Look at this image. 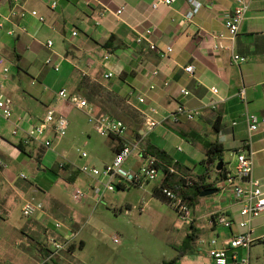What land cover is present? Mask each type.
Here are the masks:
<instances>
[{
  "label": "crops",
  "instance_id": "0c3cea01",
  "mask_svg": "<svg viewBox=\"0 0 264 264\" xmlns=\"http://www.w3.org/2000/svg\"><path fill=\"white\" fill-rule=\"evenodd\" d=\"M154 1L2 0L0 21L5 22V26L0 28V45L18 66L19 84L22 74L33 78L28 91L14 86L7 92H0L12 100L14 109L11 120H0V226H8L6 230L25 240L23 245L16 243L20 246V254L26 258L24 264H70L76 245L85 244L82 239L77 242L76 238L69 249L54 256L49 243L51 237L63 238L64 235L63 230L55 228L54 219L77 231L71 223L76 221V212L63 193L67 191V183L72 186V196L73 186L82 175L81 166L71 157L63 138L54 141L53 148H45L37 141L29 145L24 143L26 128L43 120L49 109L56 110L58 116L61 111L67 119L70 117L75 108L58 97V92L64 88L71 95L86 98L98 115H115L127 122L126 141L138 144L140 150L126 162V169L138 170L150 153L147 148H153L165 152L172 160L173 184L183 179L211 184L210 188L218 190L210 196L200 194L191 204L186 201L192 210V220L173 229L178 237L174 243L178 249L157 264H214L211 256L214 238L218 247L228 250L230 264H246L245 260L247 264H264V242H256L250 248L233 249L228 245L231 237L244 231L239 225L241 203L233 192L219 190L223 176L217 170L220 162L227 171L234 170L235 166L225 163L226 152L232 154L235 165L238 151L249 152L246 142L250 133L244 115L256 114L261 123L253 134L251 150L254 152V176L264 189V0H247V16L234 44V52L247 58L240 65L232 63L230 51L212 49V35L225 31L226 14L235 9L236 0H201L203 7L190 25L182 22L189 0H176L172 6L158 9H153ZM122 7L124 10L118 15L116 12ZM12 10L15 14L6 21L4 17ZM32 11H37L45 21L40 22ZM21 26L27 32H21ZM148 28L153 31L150 40L160 50L173 47L167 57L151 50L148 43L137 42L139 35ZM11 30L16 33L10 34ZM74 31L76 36L72 34ZM48 40L54 42L52 48L46 46ZM223 44L229 42L224 40ZM51 54L61 63L60 72L45 66ZM106 54L111 55L108 60L104 58ZM190 65L195 66L193 76L185 72ZM154 69L160 71L157 78L151 77ZM109 72L113 76L106 78ZM165 81H169L168 87L164 86ZM151 82L156 84V90H149ZM213 86L221 90L222 97L216 110L203 107L210 100L209 88ZM242 86L247 88L246 103L237 96ZM181 87L191 94L182 96ZM139 94L147 96L146 104L138 102ZM179 103L201 108L202 115L192 121L185 117L178 121L165 120ZM150 106L158 108L155 118L160 122L151 131L141 112ZM26 116L32 119L25 120ZM20 118H23L25 129L13 135L12 130ZM48 135L53 136L51 132ZM108 139L107 146H96L99 153L95 148L96 154L86 157L85 164L103 167L113 161L120 142L113 137ZM215 142L224 146V152L222 159L218 157L215 167L207 172L206 144ZM19 144L25 146V151ZM88 178L90 183L84 190L93 191L97 201L109 198L117 209L134 208L131 202L113 195L142 189L144 193L138 195L137 202H144L143 195L148 194L149 202L157 208L156 216L160 220L170 218L168 202L154 195V189L164 179L162 170L158 183L148 190L146 187L150 183L143 188L121 184L111 193L101 186L97 191L93 188L94 178L89 175ZM189 193L194 196L193 191ZM32 199L44 204L45 213L17 222L15 208H20L22 214L24 204ZM175 214L179 219L176 211ZM219 214L226 215L231 226L211 223ZM252 229L255 236L264 234V217L256 218ZM10 263L15 264V261Z\"/></svg>",
  "mask_w": 264,
  "mask_h": 264
},
{
  "label": "built area",
  "instance_id": "2783aa9c",
  "mask_svg": "<svg viewBox=\"0 0 264 264\" xmlns=\"http://www.w3.org/2000/svg\"><path fill=\"white\" fill-rule=\"evenodd\" d=\"M92 0H90L91 2ZM176 0H155L152 4L153 9H158L161 6H172ZM237 6L232 12L226 14L225 18V31L218 35H212L213 43L212 49L214 51L226 50L230 51L232 54V63L235 65H240L247 61V58L236 54L234 52V44L239 36L241 26L246 19L247 12L249 9V4L247 0H236ZM54 5L56 3L54 2ZM3 2L0 0V16H3ZM203 7V2L201 0H189V8L182 15V22L186 25L193 24L195 18ZM124 10V7L120 8L116 13L120 15ZM33 16L37 17L40 22H44L45 18L40 16L37 11L31 12ZM14 10L4 17L6 21L10 20L11 15H14ZM102 14H105L103 12ZM5 26V22L0 21V28ZM20 31L27 32L24 26L20 27ZM15 30H11L10 34L14 35ZM152 29H146L137 38L139 44L148 43L149 47L153 51H157L162 57H167L173 52V47L168 46L165 50H160L158 46L150 40L152 36ZM73 36L77 35V32L72 33ZM229 42L228 45H224L223 41ZM54 42L48 40L46 46L52 48ZM111 57L110 54L105 55V60ZM0 65L4 66V72H9L10 67L6 65V59L4 57L0 58ZM45 66L53 70L54 72L61 71V63L57 62L55 55L51 54L45 60ZM185 72L193 76L195 73V66L190 65L185 68ZM151 77L157 78L160 75L159 69H154L150 73ZM113 76L112 72L105 75L106 78H111ZM169 81L164 82V86H169ZM149 90H156V84L149 83ZM210 100L203 104V107H207L212 110L218 108L219 101L222 99L221 90L213 86L209 88ZM180 94L184 97H188L191 92L184 87L180 88ZM238 98L242 103L247 102V88L242 86L237 94ZM58 97L62 100L67 101L74 108L84 111L91 123L94 124L95 129L98 134L104 137H114L119 140L120 147L113 159V161L98 168L96 166L84 165L81 167V172L87 174L94 178L95 183L93 188L100 191V187L103 186L104 190L107 192H115L121 184L125 186H136L143 188L146 184L156 181L160 175L161 170L158 167V159L156 156L148 153L146 156L144 164L138 170L126 169L125 164L133 155L136 150H140L138 144L134 142L126 141V135L128 133L127 124L114 116L103 114L98 115L95 107L86 98H82L79 95H71L67 89H62L58 92ZM137 100L140 104L147 103V96L145 94H139ZM146 122L147 129L149 131L154 130L160 122L155 118L159 113V110L155 106H150L146 110L141 111ZM14 115L13 102L10 98L0 95V120H11ZM202 115L201 108H189L184 103H179L177 108L168 115L166 119H171L172 121H178L179 118L185 117L188 120H195ZM245 120L249 126L250 138L246 142V147L249 152L242 150L236 153V165L234 170L227 171L226 176L222 178L219 184V190L222 193L233 192L235 197L241 203V216L242 220L239 225L244 229L243 233L234 235L228 241V245L233 248H250L256 242H264V234L260 236L254 235V230L252 229V224L256 218L264 217V189L262 187L261 181L254 176V152L251 150L252 137L256 133L260 126V118L253 113H245ZM30 116H26L25 120H31ZM23 118H20L12 130L13 135H18L20 131L24 130ZM69 127V122L66 116H58L56 110L49 109L43 120L34 125L26 128L24 143L29 145L32 141L40 142L45 148H53L54 141L62 139L66 136ZM51 132L53 134L50 137L48 134ZM143 151V150H142ZM146 153V152H145ZM84 158L88 157V154L84 152L82 154ZM62 167L64 164L61 165ZM164 195L169 200V204L175 209L178 216L183 221L192 220V210L188 203L171 188L163 189ZM88 197V192L84 189L77 187L72 192V198L75 202L80 203L85 198ZM146 210V205L141 208V211ZM23 215L25 217H33L39 213H45V207L42 202L36 201L35 199L27 201L23 206ZM55 228L64 231L63 238H57L55 236L49 239V243L52 247V254L58 255L64 251L73 241L78 237L79 232L72 230L69 226L64 224L59 220H53ZM216 225L231 226L232 222L230 219L224 215H217L211 222ZM116 242L119 241L116 237ZM213 249L211 250V256L214 259V264H230L229 253L226 248H220L217 246V239L211 240ZM247 264V260H245Z\"/></svg>",
  "mask_w": 264,
  "mask_h": 264
},
{
  "label": "rangeland",
  "instance_id": "374dc122",
  "mask_svg": "<svg viewBox=\"0 0 264 264\" xmlns=\"http://www.w3.org/2000/svg\"><path fill=\"white\" fill-rule=\"evenodd\" d=\"M10 40H14V38ZM0 55L7 59L6 65L10 67V72L6 73L4 66L0 65V92H7V89L14 86L17 89L20 87L21 91L31 89L32 76L22 74L21 84H19V77L16 76L19 71L18 66L11 61L12 57L5 53L1 45ZM68 122L69 127L63 142L71 157L79 166L83 167L86 165L87 158H84L82 154L86 152L89 158L92 157L96 154V146H107L109 139L97 133L87 114L80 109H72ZM10 138H15V136L10 135ZM96 150L98 152L97 148ZM225 163L227 166H235L230 152L225 153ZM96 167L102 168L101 165ZM81 174L79 181L73 186L74 189L77 187L84 189V186L90 183L88 175L83 172ZM159 180L150 182L146 189H151ZM66 187L67 191L63 194L76 212V221H71V223L79 232L77 242L82 239L85 243L83 245L81 242L82 247L76 245L77 249L70 264H157V262L162 263L163 259L178 249L174 244L178 237L173 229L178 224L187 221L181 220L180 217L181 222L179 221L175 209L169 202L170 218L160 220L156 216L157 208L148 200L150 197L148 194L143 195L144 202H137L140 197L138 195L144 193L142 189L114 194V198H124L135 205L134 208L123 207L120 210L113 206L109 198L97 201L90 189L88 197L77 203L72 196L70 197L72 186L66 183ZM145 205L146 210L142 212L141 208ZM14 213L17 222L27 221V217L22 216L20 208L16 207ZM6 229L8 226H0V264H12L10 263L12 261L13 263L15 261V264H24L26 258L20 254V246H17L16 243L19 242L23 245L25 240ZM116 237L119 239L118 242L115 240ZM72 244L67 248L69 249ZM27 250L30 251V249Z\"/></svg>",
  "mask_w": 264,
  "mask_h": 264
},
{
  "label": "trees",
  "instance_id": "16d2710c",
  "mask_svg": "<svg viewBox=\"0 0 264 264\" xmlns=\"http://www.w3.org/2000/svg\"><path fill=\"white\" fill-rule=\"evenodd\" d=\"M67 104L70 105L68 102ZM59 115L62 116L64 115V113L59 111ZM19 147L23 151H25V146L23 144H19ZM206 147H207V155H208V162H207L208 164L207 172H208L210 171L211 167L213 168L215 167V163L218 157L222 159L221 156L224 152V146L220 143L215 142V143L206 144ZM147 150L150 151L152 155L156 156V158L158 159V167L164 172V179L162 184L154 189L155 197L168 202L169 200L163 193V189L167 187L177 192L180 196L184 198L185 201H190L191 204L193 199L197 198L204 189H208L212 187L211 184H204L202 182L194 183L188 180L184 181L183 179L177 182L176 184H173L172 177L174 176V174L170 169V166L174 165L172 164V160L170 158H167L165 152L153 148L150 150L147 148ZM219 173L222 174L223 177H225L227 173L226 168L223 166L222 170ZM190 191H193L194 196H192L191 193H189Z\"/></svg>",
  "mask_w": 264,
  "mask_h": 264
},
{
  "label": "water",
  "instance_id": "95a60500",
  "mask_svg": "<svg viewBox=\"0 0 264 264\" xmlns=\"http://www.w3.org/2000/svg\"><path fill=\"white\" fill-rule=\"evenodd\" d=\"M222 168H223V162H220L217 166V170L221 171ZM217 192H218V190L215 188H208V189H205L204 191L201 192V196H203V197L210 196V195H213Z\"/></svg>",
  "mask_w": 264,
  "mask_h": 264
}]
</instances>
